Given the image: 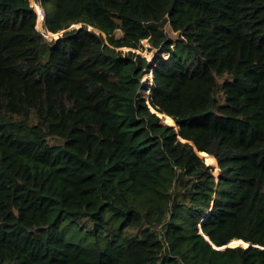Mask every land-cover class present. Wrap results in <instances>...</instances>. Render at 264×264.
<instances>
[{"label": "trees", "instance_id": "16d2710c", "mask_svg": "<svg viewBox=\"0 0 264 264\" xmlns=\"http://www.w3.org/2000/svg\"><path fill=\"white\" fill-rule=\"evenodd\" d=\"M39 1L0 0V264H264V0Z\"/></svg>", "mask_w": 264, "mask_h": 264}, {"label": "water", "instance_id": "95a60500", "mask_svg": "<svg viewBox=\"0 0 264 264\" xmlns=\"http://www.w3.org/2000/svg\"><path fill=\"white\" fill-rule=\"evenodd\" d=\"M44 22H45V18H44ZM37 24H38V20H37ZM37 26V29L38 30H40L46 37H47V34L43 31V30H41L40 28H39V26L38 25H36ZM80 26H82V23H79V24H73L71 27H69V28H74V27H80ZM68 28V29H69ZM67 29H63V30H61V31H59V32H56V33H53V32H51V33H53V36H52V38H58L59 36H61L62 35V33L63 32H65ZM50 32V31H49ZM100 33V32H99ZM101 33H103L102 31H101ZM103 35L105 36V33H103ZM153 69V68H152ZM153 80V79H152ZM152 84V83H151ZM151 86V85H150ZM149 94H150V88H149V92H148V95H147V97H145L146 98V100H147V102H148V104H149ZM149 106H150V108H151V110L152 111H154L155 113H157L158 114V116L160 117V121H161V123H163V124H168V125H170L174 130H175V132L178 134V136H179V139L181 140V141H183V142H186V143H190V144H192L193 145V147H194V150H195V152L200 156V157H202L203 159L205 158L202 154H201V150L202 149H199L197 146H196V144L195 143H193L192 141H190V140H187V139H184L181 135H179V125L177 124V122H176V120H174L175 121V125H172V124H170V123H165L164 121H163V117H162V113H164V112H160V111H158V110H156L155 108H153L150 104H149ZM206 159V158H205ZM204 159V160H205ZM205 163H206V165L212 170V173L214 174V171L213 170H215L214 169V167L213 166H211V165H209L207 162H206V160H205ZM220 170H221V165H220ZM215 175V174H214ZM221 174H220V171H219V178L221 179V176H220ZM220 179H219V181H220ZM219 181H215V183H218ZM200 233L214 246V247H216V248H220V249H224V248H226V247H229V246H244V245H240V244H237V245H230V241L229 242H227L225 245H223V246H221V247H219L217 244H216V242H215V240L214 241H211L209 238H208V234H206V233H204L203 231H202V227H201V225H200ZM250 245H252V246H255V247H259V245L258 244H255V243H253V242H251V241H247V246H244V247H248V246H250Z\"/></svg>", "mask_w": 264, "mask_h": 264}, {"label": "rangeland", "instance_id": "374dc122", "mask_svg": "<svg viewBox=\"0 0 264 264\" xmlns=\"http://www.w3.org/2000/svg\"><path fill=\"white\" fill-rule=\"evenodd\" d=\"M38 20V19H37ZM79 24V23H78ZM38 25V24H37ZM44 25H45V22H44ZM167 31L170 33L171 36L175 37L176 36V32L174 31H171V29L169 28V26H167ZM97 32H101V30L97 31ZM120 32H117L116 34H119ZM52 36L51 34L47 33V38L50 40L52 39ZM147 40V39H146ZM145 39L141 42V46L139 49H137L138 51H136V53H141L142 55L146 56L148 58V61L149 63L152 62V59L157 51V48L153 46V44L149 43L148 41H146ZM176 42V41H175ZM175 44V43H174ZM125 52L126 51H129V50H132L128 47H123L122 48ZM134 51V50H133ZM166 54V55H165ZM163 57H167V53L166 52H163ZM153 64V63H152ZM150 65L148 66V68H153V65ZM223 80V78H220V77H217L215 76L214 77V81L215 83L217 82H221ZM170 112V111H169ZM171 113V112H170ZM173 116V115H172ZM174 118V117H173ZM175 119V118H174ZM52 141H55L54 139H51ZM215 172V170H213ZM213 174V173H212ZM215 176V175H214ZM236 238V237H234ZM249 241H252V240H249ZM133 261L135 264H143L144 261H145V253L144 252H138V253H135L133 255Z\"/></svg>", "mask_w": 264, "mask_h": 264}, {"label": "built area", "instance_id": "2783aa9c", "mask_svg": "<svg viewBox=\"0 0 264 264\" xmlns=\"http://www.w3.org/2000/svg\"><path fill=\"white\" fill-rule=\"evenodd\" d=\"M31 4L33 5L37 16H39V11L41 12L42 16L45 18V10L39 0H30ZM39 10V11H38ZM146 40V39H145ZM138 51V50H137ZM152 64V62L149 63V66ZM152 83V82H151ZM151 85V84H150Z\"/></svg>", "mask_w": 264, "mask_h": 264}, {"label": "bare ground", "instance_id": "6f19581e", "mask_svg": "<svg viewBox=\"0 0 264 264\" xmlns=\"http://www.w3.org/2000/svg\"><path fill=\"white\" fill-rule=\"evenodd\" d=\"M38 11H39V10H38ZM39 13H41V12L39 11ZM45 33L47 34V33H50V32H46V31H45Z\"/></svg>", "mask_w": 264, "mask_h": 264}, {"label": "clouds", "instance_id": "9594fccd", "mask_svg": "<svg viewBox=\"0 0 264 264\" xmlns=\"http://www.w3.org/2000/svg\"><path fill=\"white\" fill-rule=\"evenodd\" d=\"M38 19V18H37ZM153 81V80H152Z\"/></svg>", "mask_w": 264, "mask_h": 264}]
</instances>
